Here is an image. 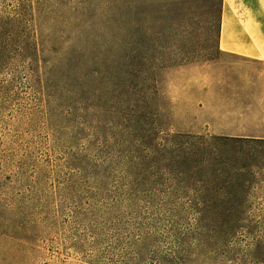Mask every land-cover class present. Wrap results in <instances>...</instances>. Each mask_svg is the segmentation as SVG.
<instances>
[{
    "label": "rangeland",
    "instance_id": "obj_1",
    "mask_svg": "<svg viewBox=\"0 0 264 264\" xmlns=\"http://www.w3.org/2000/svg\"><path fill=\"white\" fill-rule=\"evenodd\" d=\"M222 2L0 0V264H264V71L220 55ZM150 131L253 141L199 188Z\"/></svg>",
    "mask_w": 264,
    "mask_h": 264
},
{
    "label": "trees",
    "instance_id": "obj_2",
    "mask_svg": "<svg viewBox=\"0 0 264 264\" xmlns=\"http://www.w3.org/2000/svg\"><path fill=\"white\" fill-rule=\"evenodd\" d=\"M20 15V13H19ZM18 16H14L10 21L11 23H1L0 25V56L4 55V49H2L11 38L15 37V31L21 28L19 22H15ZM15 22V23H14ZM22 43L19 47V55L24 58H30L29 56L34 53L38 57L39 49L37 48V41L35 38H29L25 36V31L21 34ZM2 44V46H1ZM38 60V59H37ZM148 97H136L137 104H145ZM125 102V101H124ZM143 108H138L131 113L129 119H126V115L123 117L121 127L124 128L126 133H133L137 130V127L143 125L147 126L144 122V115L141 113ZM154 130V128H152ZM152 129H150L152 131ZM148 131V130H144ZM146 132V135L153 136L150 143L145 144L148 153V158L153 160L163 159V162L168 163L172 169L171 173H174L175 179L182 180L183 178L190 181L191 185H198L199 188L203 187L202 183H206V179H209L211 175L212 181L219 179L216 172L213 171L215 165L218 162L226 160L223 148L228 144H236L237 142L253 141L246 138H211L204 140L198 136L193 135H180L173 133L171 135L159 136ZM144 138V137H143ZM141 143L143 139L140 140ZM202 185V186H201Z\"/></svg>",
    "mask_w": 264,
    "mask_h": 264
},
{
    "label": "crops",
    "instance_id": "obj_3",
    "mask_svg": "<svg viewBox=\"0 0 264 264\" xmlns=\"http://www.w3.org/2000/svg\"><path fill=\"white\" fill-rule=\"evenodd\" d=\"M218 50L240 67V76L264 71V0H223Z\"/></svg>",
    "mask_w": 264,
    "mask_h": 264
}]
</instances>
